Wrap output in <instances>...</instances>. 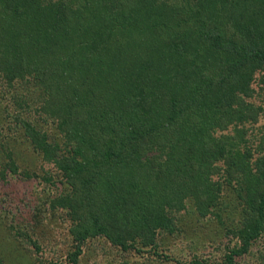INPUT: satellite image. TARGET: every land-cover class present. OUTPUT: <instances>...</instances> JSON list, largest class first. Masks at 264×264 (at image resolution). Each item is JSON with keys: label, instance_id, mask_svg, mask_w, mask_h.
<instances>
[{"label": "trees", "instance_id": "trees-1", "mask_svg": "<svg viewBox=\"0 0 264 264\" xmlns=\"http://www.w3.org/2000/svg\"><path fill=\"white\" fill-rule=\"evenodd\" d=\"M263 70L264 0H0V181L58 183L14 146L52 162L71 189L49 206L94 215L78 242L136 248L125 227L152 211L169 229L173 204H193L235 239L223 263L235 264L264 229V88L257 100L253 86ZM89 169L105 209L76 187Z\"/></svg>", "mask_w": 264, "mask_h": 264}, {"label": "rangeland", "instance_id": "rangeland-1", "mask_svg": "<svg viewBox=\"0 0 264 264\" xmlns=\"http://www.w3.org/2000/svg\"><path fill=\"white\" fill-rule=\"evenodd\" d=\"M81 58H84V55ZM261 78L264 80V70L257 74L253 83L255 94L258 92L255 96L257 100L263 92L259 89L260 86L264 88V81ZM52 125L51 122L50 127L45 126L50 138H52L51 134H57L54 130L55 125ZM256 127L260 129L264 127V113L261 114ZM70 145L71 143L66 147ZM95 148V144L94 146L92 144V150ZM12 151L16 159L29 160L26 162L35 170H41L42 167L51 170L52 172H49L53 177H57L58 183L49 185L39 183L37 179L32 178L16 181L15 186H9L0 181V258H3L4 264H38V262L41 264H189L194 258L223 264L226 252L235 244L231 234L225 231L216 234L213 232L206 224L209 215L202 217L193 204L184 203V205L182 202L173 204L174 211L168 216L173 224L170 223L169 229L161 226L159 228L161 223L154 220L152 211L146 213V218L141 222L132 227L129 225L125 227L127 242L133 240L136 248L113 242L105 236L78 242L75 234L79 227L94 221L90 207L81 211L79 219L71 218L65 207L51 208L47 197L65 193L71 189L70 186L60 181V175H57L58 169L52 162L40 161V157L31 153L32 150L30 152L26 147L22 149L21 146H14ZM151 162V159L146 160V171L157 173L156 169L152 168ZM98 163L99 159H94V165ZM217 165L225 167L222 162ZM224 169L221 168L220 171L223 172ZM88 171L92 169L86 171L76 183V187L87 193L86 199L90 206L99 210L102 207L105 209V192L103 188L102 192H99L100 185L90 181L89 177L92 174L97 176L99 171L96 170V173L89 175ZM157 179L159 184L164 178ZM94 187L96 188L93 189ZM138 197L134 195L131 198L132 203H138ZM159 201L158 198L156 203H160ZM167 202L168 200L164 199L165 205ZM149 205L150 203H147L146 207H150ZM111 215H104V218L110 217L113 220ZM242 216L241 211L234 212L232 218L229 217L230 223H238ZM150 217L153 220H150ZM148 224L155 226L150 232L143 231ZM138 230L142 234L138 235ZM232 257L235 264H264V229L248 252Z\"/></svg>", "mask_w": 264, "mask_h": 264}]
</instances>
